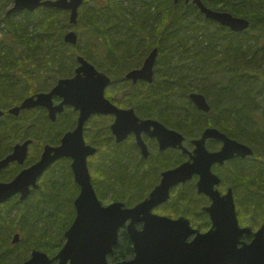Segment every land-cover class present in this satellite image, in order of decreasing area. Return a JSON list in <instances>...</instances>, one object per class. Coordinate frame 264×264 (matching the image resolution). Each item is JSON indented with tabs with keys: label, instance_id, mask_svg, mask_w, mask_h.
Returning a JSON list of instances; mask_svg holds the SVG:
<instances>
[{
	"label": "trees",
	"instance_id": "16d2710c",
	"mask_svg": "<svg viewBox=\"0 0 264 264\" xmlns=\"http://www.w3.org/2000/svg\"><path fill=\"white\" fill-rule=\"evenodd\" d=\"M3 1L12 0H0V5ZM202 1L210 8L249 19L250 28L233 32L184 0H88L77 24L79 42L71 45L64 41L62 31L73 26L62 10L41 8L23 12L17 19L16 14L0 15V29L5 26L0 36V108L8 112L38 91L31 85L37 83L39 72L71 76L80 54L112 77L115 95L122 96L114 101L118 105L135 107L139 115L157 118L189 135L201 131L205 118L190 100L183 99L194 91L207 97L211 94L213 107L219 112L218 123L255 151L253 156L233 161L227 176L236 190L239 214L259 227L264 222V109L260 110L264 108V0ZM155 47L159 55L154 82L146 89L133 85L125 74ZM39 68L42 71H37ZM23 113L20 116L27 122L23 126L16 122L18 117L8 113L0 118V157L10 153L18 140L32 138L40 145H57L75 123L71 111L56 123L44 108ZM104 119L91 128L90 142L99 148L92 157L98 158L90 161L95 166L93 183L101 199L104 191H110L112 201L132 206L153 189L160 170L171 163L172 153L159 157L145 170L137 164V151L131 142L112 141ZM37 159L31 155L24 165L12 163L0 172V180H11ZM144 183L149 184L148 189ZM78 193L71 161L63 158L46 171L39 189L28 199L14 196L1 204L0 264H22L34 249L55 256L75 218ZM172 197L160 209L162 213L186 215L204 229L209 220L195 180L188 181ZM16 233H21V239L13 244ZM133 255L132 242L122 232L109 260L116 262Z\"/></svg>",
	"mask_w": 264,
	"mask_h": 264
},
{
	"label": "water",
	"instance_id": "95a60500",
	"mask_svg": "<svg viewBox=\"0 0 264 264\" xmlns=\"http://www.w3.org/2000/svg\"><path fill=\"white\" fill-rule=\"evenodd\" d=\"M84 1L14 0L7 14L54 7L69 10V22L75 26ZM184 1H192L208 19L232 31H245L250 27V20L226 11L213 10L202 0ZM64 41L77 45L79 36L71 29L64 34ZM158 55L159 49L155 47L142 67L130 70L125 78L133 82L145 80L152 83ZM76 60L78 66L74 76L60 78L50 91L34 93L8 110L9 114L19 116L22 110L41 106L48 110L52 121L57 119L65 106H72L80 112L76 127L66 131L58 145L45 144L35 163L20 170L9 181L0 180V205L16 195L23 201L30 197L32 190L39 189L40 178L52 165L68 158L71 159L74 179L80 188L74 200L76 215L64 234L65 243L59 252L50 257L46 252L34 249L22 264H264V224L255 231L240 224L233 188L222 194L216 188L221 179L212 170L214 163L253 156L254 149L216 128H207L201 138L193 140L195 147L190 152L184 146L185 137L180 131L154 118H140L134 107L123 108L107 98L106 88L112 84L111 76L81 54ZM54 96L61 97L62 101L54 104ZM189 98L198 109L205 112L211 110L203 93L191 92ZM5 113L0 108V118ZM94 114L115 115L111 130L116 141L122 142L130 133H135L144 156L149 154L141 136L145 131L158 138L161 150L179 147L189 152L190 159L163 171L161 181L135 205L127 206L121 200L104 204L95 189L89 166V157L97 153L98 147L85 139V125ZM208 138L222 140L224 144L221 150L209 151L206 147ZM32 142L33 139L18 142L9 154L1 157L0 172L14 162L25 164ZM194 175L199 176L198 193H204L211 199V204L204 208L211 220V227L205 232L194 228L186 216L174 218L154 211L170 200L174 187L185 184ZM123 231L132 242L134 255L111 262L109 255L118 246ZM246 236H251V239H244ZM20 239L21 233H16L12 243L17 244Z\"/></svg>",
	"mask_w": 264,
	"mask_h": 264
},
{
	"label": "flooded vegetation",
	"instance_id": "af4514ba",
	"mask_svg": "<svg viewBox=\"0 0 264 264\" xmlns=\"http://www.w3.org/2000/svg\"><path fill=\"white\" fill-rule=\"evenodd\" d=\"M86 1H88V0H85V2ZM13 2H14V0H12L11 1V6L10 7H12L13 6ZM84 2V3H85ZM189 3H193L192 1H190ZM5 5H6V2H2V4L0 5L1 7H0V15H3V14H6L7 13V11H8V9H7V11H6V13L4 12V10H5ZM84 5V4H83ZM83 5H81V7H80V9H79V18H80V15H81V10H82V7H83ZM41 8H43V7H41ZM40 8V9H41ZM49 8V7H48ZM27 10H25V11H23V12H26ZM62 11H64V13H65V15L67 16V17H69L70 16V11H68V10H62ZM23 12H21V13H18V14H16V15H21ZM6 15H8V14H6ZM11 15H13V14H11ZM206 17V16H205ZM264 35V34H263ZM147 56V55H146ZM146 56L142 59V61H141V63L138 65V66H136V67H133V68H131L130 70H132V69H134V68H140V67H142V65H143V63H144V60H145V58H146ZM157 66V65H156ZM156 66H155V75H156V72H157V69H156ZM76 67H77V65L75 66V68H74V73H75V69H76ZM129 70V71H130ZM74 73L71 75V76H73L74 75ZM68 77H70V76H68ZM58 81V80H57ZM56 81V82H57ZM131 81V83L133 84V85H138V86H142V87H144L145 89L146 88H148L149 87V85L150 84H152V83H148L147 81H145V80H138L137 82H133L132 80H130ZM55 84H53L48 90H51L52 88H53V86H54ZM109 87H112V84L109 86ZM108 87V88H109ZM107 88V89H108ZM107 93L109 94V92H107V90H106V96H107ZM108 97V96H107ZM110 100H112L113 101V99L112 98H110V97H108ZM61 100H62V98L61 97H59V96H55L54 97V102H55V104H58V103H60L61 102ZM209 100V99H208ZM114 102V101H113ZM209 102H210V104H211V106H212V108H211V110L210 111H208V112H204V111H202V110H200V111H198V112H200L203 116H204V118H205V123H204V125H203V128L201 129V131L198 133V134H194V135H189V134H187V133H185V132H183V131H181V130H179V129H177L176 127H174V126H172V125H169V124H166V123H164L163 121V123L164 124H166L168 127H170V128H172V129H176V130H178V131H180L183 135H184V137H185V139H184V146L188 149V151H193V149H194V147H195V145H194V143H193V140H196V139H199V138H201L202 137V135H203V132L207 129V128H216V129H218L220 132H222V133H224L225 135H227V136H229V137H231V138H233V139H235L234 137H232L231 135H229V132L227 131V129L226 128H224L222 125H220L219 123H218V121L216 120V117H218V114H219V112H217L215 109H214V107H213V103L209 100ZM36 108H43V107H35V108H32V109H28V110H34V109H36ZM45 109V111H46V113H47V116H48V118H49V114H48V110L46 109V108H44ZM26 111V110H25ZM66 111H71L72 112V114H74L75 115V123L73 124V126L70 128V129H68V130H72V129H74L75 127H76V125H77V121H78V117H79V111L78 110H75L72 106H65L64 107V109H63V111L61 112V113H59L58 115H57V119L55 120V121H52L50 118V120L53 122V123H56L57 121H58V119L66 112ZM22 112H24V111H22ZM21 112V113H22ZM136 113H137V111H136ZM137 115L140 117V118H144V119H146V118H150V117H143V116H141V115H139L138 113H137ZM202 116V117H203ZM105 118V119H104ZM105 120L106 122V125L108 126V130H107V132H110V135H111V137H112V141L113 142H115V143H124V142H131L134 146H135V148H136V151H137V164L139 163V165L142 167V168H144L145 170H149L150 168H151V166L153 165V163H155V160H157L159 157H162L164 154H166V153H172L171 154V158H172V161H171V163L168 165V166H166V167H164L162 170H160V172H159V179H158V182L156 183V185L161 181V178H162V172L163 171H165V170H167V169H170V168H174V167H177V166H179L181 163H183V162H185V161H187V160H189L190 159V154H189V152H185V151H183L181 148H179V147H170V148H168V149H166V150H161L160 149V143H159V141H158V138L157 137H154V136H151L149 133H147V132H142L141 133V136H142V138H143V140L145 141V143L147 144V147H148V149H149V154H148V156H144V153H143V151H142V148L140 147V145L138 144V141H137V135L135 134V133H130L129 135H128V137H127V139H125L124 141H122V142H117L116 141V137L113 135V133H112V130H111V124L114 122V120H115V115H113V114H109V115H104V114H94V115H92L91 116V118L88 120V122L86 123V126H85V136H86V129H87V126H88V124H92V125H94L95 124V122L97 121V120H99V121H101V120ZM161 121V120H160ZM68 130H66V131H68ZM65 131V132H66ZM64 132V133H65ZM34 141H35V139H34ZM34 143V142H33ZM33 143L31 144V146L33 145ZM88 143H90V144H92L93 145V143H91V142H88ZM223 144H224V142L222 141V140H220V139H218V138H208L207 140H206V147H207V149L209 150V151H211V152H216V151H220L221 150V148L223 147ZM30 146V147H31ZM98 150H99V148H98ZM42 152V151H41ZM99 152V151H98ZM181 155L184 157V160L183 161H180V157H181ZM245 158H233V159H230V160H227V161H225L224 163H214L213 164V166H212V170H213V172L215 173V174H217L219 177H220V179H221V181H220V183L216 186V188L222 193V194H224V193H226L227 191H228V189L230 188V187H232L233 188V191H234V197H235V201H236V190H235V188H234V185H233V183H231V181H229V178H228V176H227V173H228V169H229V166L233 163V161H235V160H244ZM190 180H195V186H196V192H197V194L199 195V197H203L204 199H205V203L202 205V208H203V211L205 212V214H207V216H208V220H209V222L208 223H206V226H204V229L205 228H207V226H208V224L210 223V226H211V221H210V217H209V215H208V213L204 210V208L206 207V206H208V205H210L211 204V199H210V197L208 196V195H206V194H204V193H198V191H197V183H198V180H199V176L198 175H194V177L192 178V179H190ZM190 180H188V181H190ZM188 181L185 183V184H180V185H178V186H176V187H174L173 189H172V194H173V190L175 189V188H180V189H182V188H184V186L188 183ZM80 189V188H79ZM171 200H173L172 199V197H171V199L169 200V201H167L166 203H164V204H162L161 206H163V205H167ZM236 205H237V202H236ZM237 209H238V205H237ZM179 216H181V215H178V216H176V217H179ZM186 216V215H185ZM210 226H209V228H210ZM200 229H202L200 226H198ZM208 228V229H209Z\"/></svg>",
	"mask_w": 264,
	"mask_h": 264
},
{
	"label": "rangeland",
	"instance_id": "374dc122",
	"mask_svg": "<svg viewBox=\"0 0 264 264\" xmlns=\"http://www.w3.org/2000/svg\"><path fill=\"white\" fill-rule=\"evenodd\" d=\"M91 4V2H89V5ZM10 6H11V2L9 1V2H7L6 3V7H5V10H4V12L6 13V10L8 9V8H10ZM18 18V15L15 17V19H17ZM68 21H69V17H68ZM71 27H69V28H66L64 31H62L63 33V39H64V34L66 33V31H68L69 29H70ZM77 25L76 26H74V27H72V29H74L76 32L77 31H79V27L77 28ZM1 31H0V36H2L3 34H4V32H5V26H4V24H2V26H1V29H0ZM59 33L61 34V29H60V31H59ZM78 33V32H77ZM79 35V34H78ZM59 35H56L55 37H58ZM83 44V43H82ZM43 66V65H42ZM158 66V65H157ZM157 66H156V68H157ZM37 71H42L41 70V68H39V69H37ZM38 74H40V77H39V79H38V81H37V83H35V86H32L31 85V87L34 89V88H36V89H42V88H44L43 90H48L53 84H55L56 83V81H57V79L58 78H60V76L59 77H55L56 75L54 74V73H49V72H47V73H45V74H43V73H41V72H39ZM50 76V77H49ZM27 87H29V86H27ZM31 87H29L30 89H32ZM111 91H113V93L111 94L110 92ZM107 92H109V94L107 93V96L108 97H110V98H112L113 99V101H115V100H118L120 97H122L120 94H117L116 93V95H115V91L113 90V88L112 87H109L108 89H107ZM198 92H200V91H198ZM200 93H203V92H200ZM205 96H206V94L205 93H203ZM114 97V98H113ZM207 97V96H206ZM207 99H209L210 101H211V94L207 97ZM190 99L189 98H187V97H185V99H183V101L184 102H186V101H189ZM191 101V100H190ZM191 104L192 105H194L193 104V102L191 101ZM264 108L262 107V108H260V110H263ZM199 110V109H198ZM23 114H26V113H23ZM26 117L27 116H29V114H27V115H25ZM27 121V120H26ZM16 122H18V123H20V125H24V124H26L27 122H25V120H23V117L22 116H18V119H16ZM71 123V121H69L68 122V124H70ZM93 127V125L92 124H88V126H87V129H86V136H85V138H86V141L87 142H90V136H91V132H92V128ZM18 141H21V140H18ZM17 141V142H18ZM249 145V144H248ZM43 146H44V144H41L40 145V141H38V140H35L34 141V143H33V145L30 147V154H29V156H36V157H39L40 156V154H41V151H42V149H43ZM252 147V146H251ZM254 153H255V151H254ZM98 158V157H97ZM96 157L95 158H92V156L89 158V161H92V160H96L97 159ZM230 166H232V164L230 165ZM229 166V167H230ZM93 167H95V166H93ZM92 167V165H91V163H90V168H91V174H92V178L94 177V168ZM229 170V169H228ZM145 187H147L146 189H148L149 188V184L148 183H144L143 184ZM148 185V186H147ZM105 192V197H104V199H102V201H103V203L104 204H108V203H110V202H112V196H113V193H111L110 191H104ZM177 192H180V188H175L174 190H173V194L172 195H174V194H176ZM237 196V195H236ZM174 197H172V199H173ZM163 206H160V207H157L156 209H155V211L156 212H158L159 214H165V215H168V216H170L169 214H166V213H162V211L160 210L161 208H162ZM238 212H240L239 210H238ZM241 213V212H240ZM171 217H173V216H171ZM190 218V217H189ZM239 218H240V220H241V224L242 225H244V226H251L252 228H254V229H257L258 227H253L252 226V224H251V222H249L248 221V219L247 218H245V217H243V216H241L240 214H239ZM242 218H243V220H242ZM190 220H191V222L194 224V225H196L195 226V228H197V229H199L200 231H207L208 230V228H209V226H210V223L208 224V226H207V228H205V229H200L198 226V223L197 222H195L194 220H192L191 218H190ZM264 223V222H263Z\"/></svg>",
	"mask_w": 264,
	"mask_h": 264
}]
</instances>
